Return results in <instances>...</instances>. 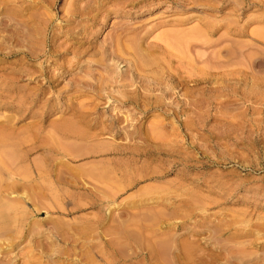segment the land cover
<instances>
[{"label": "rangeland", "instance_id": "1", "mask_svg": "<svg viewBox=\"0 0 264 264\" xmlns=\"http://www.w3.org/2000/svg\"><path fill=\"white\" fill-rule=\"evenodd\" d=\"M0 162V264H264V0H0Z\"/></svg>", "mask_w": 264, "mask_h": 264}, {"label": "bare ground", "instance_id": "2", "mask_svg": "<svg viewBox=\"0 0 264 264\" xmlns=\"http://www.w3.org/2000/svg\"><path fill=\"white\" fill-rule=\"evenodd\" d=\"M32 5V4H31ZM83 12V11H82ZM85 12V11H84ZM32 16V15H31ZM33 17V16H32ZM30 17L29 16V18L30 19H33V18H35V17ZM29 20V19H28ZM31 22V21H30ZM43 24V23H42ZM81 34V33H80ZM12 36V35H11ZM125 48H128L127 46L125 47ZM137 48V47H136ZM110 50V49H109ZM109 52V51H108ZM119 55V54H118ZM147 56V55H146ZM120 57V56H119ZM110 60V59H109ZM114 60V59H113ZM138 61H140V60H138ZM106 62V61H105ZM136 63V62H135ZM133 65V64H132ZM147 65H149V64H147ZM137 66V65H136ZM135 66V67H136ZM139 67V66H138ZM147 67V66H146ZM149 67V66H148ZM140 68V67H139ZM142 69H143V67H142ZM133 70V69H132ZM141 72L142 71H140V74H141ZM145 72V71H144ZM132 74V73H131ZM134 74V73H133ZM52 76V75H51ZM139 77H141L140 75H139ZM145 77V76H144ZM144 77H142V78H144ZM50 78V77H49ZM122 78H123V76H122ZM128 78V77H127ZM135 78V77H134ZM129 79V78H128ZM136 79V78H135ZM139 79V78H138ZM132 80V79H131ZM142 80V79H141ZM147 80H148V78H147ZM147 80L145 79V81L147 82ZM150 80H152L151 78H150ZM143 81H144V79H143ZM180 81V80H179ZM148 83V82H147ZM154 83V82H153ZM130 84V86H131V83H129ZM156 85V84H155ZM161 85H162V83H161ZM140 86V85H139ZM145 86V85H144ZM149 86H150V83H149ZM139 88V87H138ZM140 88H142V87H140ZM144 88V87H143ZM145 89V88H144ZM151 89V88H150ZM139 90V89H138ZM143 91V90H142ZM145 91V90H144ZM147 91V90H146ZM133 93V92H132ZM140 94H142L143 95V93H140ZM145 94V93H144ZM148 94V93H147ZM165 97V96H164ZM6 128V127H5ZM3 138V137H2ZM3 140V139H2ZM6 154V153H5ZM9 155V154H8ZM10 157V156H9ZM11 160L13 161V159H12V157H11ZM1 163V162H0ZM3 163V162H2ZM13 184V183H12ZM12 184H10L11 186H12ZM17 186V185H16ZM14 189V188H13ZM1 217V216H0ZM4 222L2 221V224H3ZM0 224H1V222H0ZM6 224V223H5ZM4 234V233H3Z\"/></svg>", "mask_w": 264, "mask_h": 264}]
</instances>
